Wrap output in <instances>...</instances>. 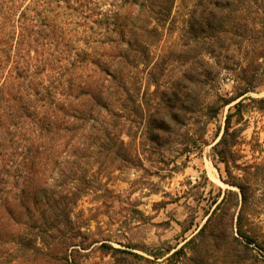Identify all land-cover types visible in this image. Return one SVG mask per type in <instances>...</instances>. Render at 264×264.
Returning <instances> with one entry per match:
<instances>
[{
	"label": "trees",
	"instance_id": "1",
	"mask_svg": "<svg viewBox=\"0 0 264 264\" xmlns=\"http://www.w3.org/2000/svg\"><path fill=\"white\" fill-rule=\"evenodd\" d=\"M176 1L0 0V264H78L73 211L94 187L90 168H136L130 145L141 125L147 142L162 144L198 116L204 138L237 99L213 146L237 189L222 191L200 229L175 250L144 249L152 257L99 248L119 264L264 262L254 221L264 156L241 162L238 149L246 100L264 103L244 96L264 73V0H194L154 61L152 47L176 29ZM224 71L236 81L231 97L215 88ZM139 74L155 86L142 100Z\"/></svg>",
	"mask_w": 264,
	"mask_h": 264
},
{
	"label": "rangeland",
	"instance_id": "2",
	"mask_svg": "<svg viewBox=\"0 0 264 264\" xmlns=\"http://www.w3.org/2000/svg\"><path fill=\"white\" fill-rule=\"evenodd\" d=\"M193 3L194 0L176 1V29L152 47L154 61L177 40ZM261 80L244 96L264 98V73ZM235 85L231 74L224 71L215 88L231 97ZM154 89V85L145 83L144 74H139L138 99ZM238 100L209 121L204 138L199 136L204 125L197 121L198 116L185 118L186 125L180 127L182 137L172 135L162 144L147 142L141 125L130 145L140 159L136 168L114 169L107 174L97 173L96 166L90 168V173H95L94 187L76 202L73 211L75 226L80 230L72 253L78 264H119L111 253L99 248L102 243L152 257L144 249L160 246L175 250L200 229L207 219L206 211L215 207L214 201L221 199L222 191L237 189L225 182V165L213 146L223 132L225 115ZM246 104L247 128L238 149L241 162L250 163L264 156V103L246 100ZM198 137L201 145L192 144ZM124 138L128 140L126 135ZM255 206L254 221L264 236V186Z\"/></svg>",
	"mask_w": 264,
	"mask_h": 264
}]
</instances>
